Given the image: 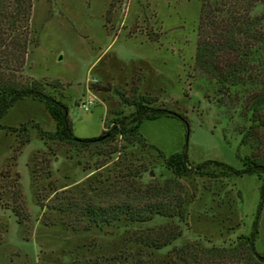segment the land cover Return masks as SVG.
Masks as SVG:
<instances>
[{"label":"rangeland","instance_id":"rangeland-1","mask_svg":"<svg viewBox=\"0 0 264 264\" xmlns=\"http://www.w3.org/2000/svg\"><path fill=\"white\" fill-rule=\"evenodd\" d=\"M200 2L30 0L26 31L16 24L17 32L1 33L22 39L18 33L25 31L26 50L20 69L7 67L12 47L0 40V80L38 81L67 105L76 137L98 135L117 112L127 116L132 107L121 104L119 94L131 98L133 87L152 105L185 115L189 132L185 138L184 124L162 115L142 120L135 135L74 147L44 139L30 125L24 134L0 128V264H255L243 246L225 249L250 229L257 176L174 177L156 150L168 155L186 141L190 160L234 167L237 147L240 154L264 155V130L247 133L249 88L226 93L195 65ZM29 120L54 128L43 104L29 98L15 101L0 124ZM153 188L161 202L180 195L185 217L153 214L95 224L83 213L87 203L106 206L123 193L134 202ZM262 206L254 242L260 252ZM177 229L158 247L138 239L171 236Z\"/></svg>","mask_w":264,"mask_h":264},{"label":"trees","instance_id":"trees-1","mask_svg":"<svg viewBox=\"0 0 264 264\" xmlns=\"http://www.w3.org/2000/svg\"><path fill=\"white\" fill-rule=\"evenodd\" d=\"M30 6V0H0V40L3 38L1 33L4 34L5 30L17 32L18 24L21 29L25 30ZM256 7H259V10L254 12ZM25 31L21 30V33H18L22 39L16 35L5 37L12 47L11 51H6L8 57L5 61H8V64L5 63V65L7 67L20 69L23 64L26 50ZM197 33L195 65L214 77L221 88L220 90H224L226 93L237 86L248 87L250 92L246 103L251 123L247 133L249 134V131L258 127L264 130V0H201ZM132 89L131 98L119 94L120 103L132 107V111L127 116L117 112L110 119L109 125L98 135L76 137L68 117L67 105L53 93L45 91L42 84L31 80L28 84L16 85L0 80V118L15 101L29 98L41 102L54 122L52 131L43 130L38 123L30 120L17 126L0 124V128L24 134L27 126L30 125L35 127L37 133L44 139H56L70 143L74 147H85L92 143L112 140L118 135H135L142 120L155 119L165 115L177 118L184 124L185 138H187L189 129L185 115L163 106H154L151 98L138 93L136 87ZM26 141L27 138L22 143ZM243 141H245V134L241 137L240 143ZM156 150L163 165L174 177L191 173L212 177L243 174L257 176L260 182L258 200L250 229L247 234L238 235L239 241L225 251L232 253L238 249V246H243L245 254L251 262L264 264V252L257 251L254 246L258 234V220L264 203V155L254 158L250 155L240 154L237 147L235 157L239 166L234 167L214 159H205L199 162L190 160L187 155L186 141L179 151L168 155ZM168 188L166 185L164 189L167 191ZM158 190V188L145 189L142 199L134 197V202L133 198H127V193H123L121 198H117L106 206L87 203L82 208L83 213L95 224H108L119 218H126L128 221H143L150 219L153 214L183 219L185 211L181 196L177 195L173 202L170 199L161 202L158 201ZM149 230L153 229L149 228ZM178 234L179 230L177 229V232L171 236H166V234L164 237L151 238L145 234L138 239L144 245L158 247L168 243ZM221 249L214 250L222 251Z\"/></svg>","mask_w":264,"mask_h":264}]
</instances>
